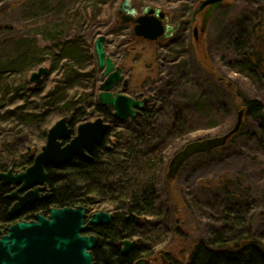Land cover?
Masks as SVG:
<instances>
[{"label": "trees", "instance_id": "1", "mask_svg": "<svg viewBox=\"0 0 264 264\" xmlns=\"http://www.w3.org/2000/svg\"><path fill=\"white\" fill-rule=\"evenodd\" d=\"M120 1L86 0L89 7L77 13L70 10L74 8V0H65V9L67 2L69 6L72 5L64 11L65 25L71 24L69 29L73 33L71 39L62 38L55 41L58 42V51H55L53 46L45 47L46 50L53 51L54 69L62 60L75 64V67L76 63L83 66L82 62L87 53L83 40L96 39L102 34L101 17L94 14V3L98 9L97 13H100L108 4L116 6ZM168 1L153 0L159 6H163ZM188 1L189 8L187 10L182 7L177 8L174 16L184 18L186 11L188 13L193 11L194 6L201 0ZM35 2L34 6L29 4L25 8L38 12L49 7L47 0ZM57 2L61 3V0H50V5L54 6ZM98 5L101 7L99 8ZM89 8H92V11H89ZM258 10L259 15H256L258 23L250 22L248 25L240 26L235 32L225 35L226 44L232 48L231 56L226 60L228 66L232 67L235 73L254 81L259 74L263 73L264 76V8ZM29 44L26 41L19 44L27 48L25 52H14L15 60L11 59L13 57L11 55L6 63L0 62V110H5L0 114L1 126L18 121L25 127L30 126L37 139L46 141L48 130L55 123V118H61L62 114L72 110L74 119L70 126L75 129L80 123L88 121L86 117H89L91 115L89 112L94 110L98 117H102L114 127L110 126L104 143L95 148L92 160L77 157L66 165L48 167L51 198L27 208L16 218H12L9 214L12 201L7 198V194L11 189L0 184V232L14 222L31 220L36 212L44 210L48 212L52 207L85 206L90 212L112 211L114 215L110 224L92 227L89 231V234L96 233L99 237L98 246L93 250L96 264H134L142 257L154 255L157 248L168 240L171 234L181 233L179 228L174 227L176 221L173 219L167 220V224L160 219L155 225L146 220L147 217L164 218L166 213L170 214L168 210L164 211L158 205L161 198L160 174L164 173L170 162L171 151L167 145L174 142L173 138L168 139L166 133L170 130L171 135L174 132L175 137H182L184 135L181 132L186 127L187 130L198 129L197 124L201 119L199 115L205 114L208 109L205 94L197 98H189L183 93L197 90L193 86L195 79L191 77V73L183 71L186 68L184 65L187 57L181 58L177 50L179 44H175V41L171 42L170 46L175 50V56L173 54L172 60L169 61L172 72L169 75H160L155 81L157 86L152 89L154 97H151L152 102L142 110L141 116L131 121L120 122L114 117L113 112L102 106L98 100L93 99L87 109L84 107L72 109L75 105L68 103L67 93L75 87L69 83L73 79L78 80L83 77L76 69L68 70L66 79L68 85L64 86L61 83L57 88L49 91H46L45 87L31 88V82L25 80L24 72L34 70L43 60L34 62L36 55L28 51ZM22 68L25 70L21 71ZM207 72L215 75L211 70ZM16 75L20 76L16 77ZM12 77L21 79L24 85L14 86ZM25 84L29 86L24 89ZM243 103L246 114L260 123L258 142L264 154V105L256 99H244ZM56 104L65 107L53 111L51 108ZM10 106L15 107L10 109L8 108ZM117 124H121V128L115 135ZM113 138L118 142L113 144L111 141ZM2 139H0V172L10 169L25 170L34 162L40 151L39 145L28 144L26 137L12 148L6 144L4 138ZM187 140L185 138V141ZM191 160L192 158L189 161ZM226 210L228 213L226 219L237 226L246 224V213L234 208ZM131 238L137 239V247L128 255H123L122 241ZM231 238L232 232L226 228L213 231L207 238L195 242L187 259H173L168 256L167 263L163 264H264L262 241L256 239L249 241L250 238H246L230 244Z\"/></svg>", "mask_w": 264, "mask_h": 264}, {"label": "rangeland", "instance_id": "2", "mask_svg": "<svg viewBox=\"0 0 264 264\" xmlns=\"http://www.w3.org/2000/svg\"><path fill=\"white\" fill-rule=\"evenodd\" d=\"M28 1L32 6L36 4L35 1L44 2V0H0V62L6 63L11 55L13 56L11 59L15 60L14 52H25L27 48L19 44L23 41L30 43L28 51L36 55L34 62L43 61L32 71L22 68L21 71L25 70V80L31 82L34 73L39 72L41 68L45 70L40 81L31 82L30 87H45L46 91H49L57 88L61 83L64 86L68 85L67 72L69 69H76L83 77L78 80L73 79L69 83L75 88L67 93L68 103L75 105L72 109L75 107L87 109L93 99L98 100L100 86L104 80L95 53L96 39L83 40L87 51L82 62L83 66L76 63L75 67V64L62 60L54 69L53 51L46 50L45 47L53 46L55 51H58V42L55 41L62 38L71 39L73 32L69 27L72 25H65L66 18L63 14L72 5L69 6L67 2L65 9V0H61V3L57 2L54 6H51L50 0H47L49 7L44 11L35 12L25 8L26 5L29 6ZM85 1L74 0V8L70 9L71 12L79 13L89 7ZM121 1L116 6L108 4L100 13H97L98 9L94 3V14L101 17V32L106 35V52L113 58L116 67L121 68L124 76V80L116 83L112 92L137 99L143 96L149 97L152 102L151 97H154L152 89L157 86L155 81L160 75H169L172 72L169 61L172 60L173 54L175 56V50H172L170 45L175 41V44H179L177 50L180 57L183 59L187 57L184 65L186 68L183 71L191 73V77L195 79L193 86L197 88L196 91L183 93L189 98H197L202 94L207 97L208 109L205 114L199 115L201 119L197 124L198 129L187 130L186 127L181 132L184 135L182 137H175L174 132L171 135L170 130L166 133L168 139L174 140L167 145L171 151L170 160L188 142L223 135L232 129L239 111L241 109L246 111L244 99H256L264 105L263 73L259 74L256 81L235 73L226 61L231 56L232 48L226 44L225 37L242 25H248L250 22L258 23L256 15H259L258 9L264 8V0H228L224 8L211 18L206 33L198 43L193 36V25L189 24L182 26L173 38L165 42H148L132 38V25L124 23L118 14ZM132 2L140 13L146 5L159 6L153 0H132ZM189 5L188 0L178 2L169 0L161 7L171 13L172 23L175 24L180 20L179 16H174L175 10L180 7L187 10ZM196 6L197 4L194 8ZM89 11H92V8H89ZM192 13L193 11L190 13L186 11L184 19H189ZM69 64L75 68H71ZM207 70H211L215 75H210ZM174 71L177 72L176 69ZM16 77H12L13 85L22 87L24 82ZM27 86L29 85L25 84L23 88ZM61 107L65 105L56 104L51 109L54 111ZM109 109L113 112L111 108ZM71 111L62 116L70 115ZM4 112L5 110H0V114ZM89 113L91 115L86 117L88 121H94L98 117L94 110ZM59 118H55L54 122ZM131 120L133 119L130 117L126 121ZM259 127L260 123L245 112L238 135L225 146L207 154L194 156L173 180L166 179L169 165L164 173L160 174L161 198L158 205L162 210H168L170 214L166 213L164 218L147 217L146 220L155 225L160 219L166 224L167 220L173 219L176 221L174 227L179 228L181 233L171 234L170 238L157 248L158 252L148 258H157L158 264H163L164 259L168 260V256L173 259H187L196 241L224 228L232 232L230 244L246 238H250L249 241L256 239L264 243V154L258 142ZM30 128L18 121L6 126L0 125V139L4 138L6 144L12 148L26 137L28 144L39 145L41 151L46 141L37 139L34 130ZM120 128L121 124H117L115 135L120 132ZM185 138L188 140L185 141ZM111 141L113 144L118 142L116 138ZM227 208L239 209L246 213V224L237 226L226 219ZM133 239L137 241L136 238Z\"/></svg>", "mask_w": 264, "mask_h": 264}, {"label": "water", "instance_id": "3", "mask_svg": "<svg viewBox=\"0 0 264 264\" xmlns=\"http://www.w3.org/2000/svg\"><path fill=\"white\" fill-rule=\"evenodd\" d=\"M228 0H201L193 17L171 23L170 14L162 7L146 5L142 12L132 0H122L118 13L125 23L133 25L132 36L149 42L172 38L182 23H193L197 13L205 10L200 28L201 40L211 17L222 9ZM196 38V36H195ZM106 35L101 34L95 41L98 67L103 71L99 102L104 107L113 108L114 117L119 121L136 118L142 114L149 97L137 99L122 93L112 92L116 83L124 80L121 68L116 67L105 49ZM45 70L31 76V82H39ZM245 110L241 109L232 129L223 135L197 139L188 142L174 154L166 173L167 181L175 179L185 163L198 154L212 152L225 146L241 129ZM74 115L59 119L48 131L47 140L34 162L24 171L0 172V183L12 188L7 198L13 201L9 210L12 218L38 202L51 198L48 190V167H60L77 157L92 160L97 146L104 143L110 124L102 117L78 125L76 133L70 127ZM114 215L107 211H97L89 215L88 208L52 207L48 215L37 212L33 219L22 220L0 232V264H96L93 250L98 246V237L89 234L92 227L108 225ZM123 255H128L137 246L134 239L122 241ZM156 259L142 257L134 264H157ZM166 262V260L164 259Z\"/></svg>", "mask_w": 264, "mask_h": 264}, {"label": "flooded vegetation", "instance_id": "4", "mask_svg": "<svg viewBox=\"0 0 264 264\" xmlns=\"http://www.w3.org/2000/svg\"><path fill=\"white\" fill-rule=\"evenodd\" d=\"M168 12V11H167ZM204 12H205V10H203V11H201V12H199V13H197L196 14V16H195V21L193 22V23H187V22H185V23H182V25L180 26V28H179V30H178V32L181 30V28H182V26H184V25H187V24H189V25H193V33H195V36H196V39H199V37H200V28H201V24H202V19H203V16H204ZM169 14H170V17H171V23H172V16H171V13L170 12H168ZM193 17V13H192V16H191V18ZM183 19V18H182ZM182 19H180V20H182ZM179 20V21H180ZM178 23V22H177ZM177 23H172L173 25H176ZM208 24H209V22H208ZM132 27H133V25H132ZM207 27H208V25H207ZM206 30H207V28H206ZM132 32V31H131ZM177 32V33H178ZM176 33V34H177ZM206 33V31L204 32V34ZM175 34V35H176ZM203 34V35H204ZM174 35V36H175ZM131 36H132V34H131ZM173 36V37H174ZM172 37V38H173ZM132 38H137V39H141V40H143L142 38H139V37H134V36H132ZM171 39V38H170ZM170 39H168V40H170ZM106 41V40H105ZM143 41H147V40H143ZM158 41H162V42H165V41H167V40H158ZM158 41H156V42H158ZM198 43V42H197ZM143 98H145L144 96H143ZM143 98H139V99H143ZM147 104H149V103H147ZM147 104H146V106H147ZM38 203H40V202H38ZM37 203V204H38ZM30 207H34V206H30ZM29 208V207H28ZM27 210V209H26ZM23 211H25V210H23ZM22 211V212H23ZM22 212H21V214H22ZM41 212H43L45 215H46V212L47 211H41ZM37 213V212H36ZM35 213V214H36ZM19 216V215H18ZM34 218V217H33ZM32 218V219H33ZM97 237H98V234H96V233H94ZM98 240H99V237H98ZM137 247V246H136ZM155 259V258H154ZM155 262H157V261H155Z\"/></svg>", "mask_w": 264, "mask_h": 264}]
</instances>
